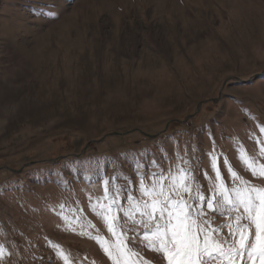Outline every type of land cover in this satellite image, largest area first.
I'll return each instance as SVG.
<instances>
[{
  "label": "rangeland",
  "instance_id": "obj_1",
  "mask_svg": "<svg viewBox=\"0 0 264 264\" xmlns=\"http://www.w3.org/2000/svg\"><path fill=\"white\" fill-rule=\"evenodd\" d=\"M258 125L264 0H0V264H64L53 244L68 264H113L90 238L113 241L96 199L138 165L200 158L206 190L215 148L264 186L235 151L256 150Z\"/></svg>",
  "mask_w": 264,
  "mask_h": 264
},
{
  "label": "snow or ice",
  "instance_id": "obj_2",
  "mask_svg": "<svg viewBox=\"0 0 264 264\" xmlns=\"http://www.w3.org/2000/svg\"><path fill=\"white\" fill-rule=\"evenodd\" d=\"M48 15L58 18L54 11ZM258 128L261 136H250L256 150L249 152L238 143L235 151L246 172L264 178V126ZM206 155L212 173H202L206 190L198 175L200 158L192 163V157L177 156V163L167 169L159 166L158 160L150 164L159 166V170H145L149 165H138L134 169L136 180L126 181L123 186L112 184L110 179L103 181V195L96 199L97 216L113 241L100 234L90 238L113 264H150L134 250L137 244L162 254L166 264H264V186L241 176L226 156L215 155V148ZM221 162L230 183L225 182ZM133 183H138L139 195L128 187ZM122 200L127 201V208ZM209 212L227 213L225 223L214 227ZM222 229H227L226 236L221 234ZM51 246L56 256L68 264L69 257L60 246Z\"/></svg>",
  "mask_w": 264,
  "mask_h": 264
}]
</instances>
